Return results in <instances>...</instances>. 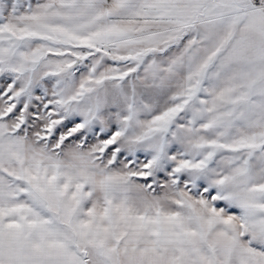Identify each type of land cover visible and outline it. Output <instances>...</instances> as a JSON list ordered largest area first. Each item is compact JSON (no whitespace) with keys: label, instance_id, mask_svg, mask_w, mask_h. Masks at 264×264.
<instances>
[{"label":"snow or ice","instance_id":"snow-or-ice-1","mask_svg":"<svg viewBox=\"0 0 264 264\" xmlns=\"http://www.w3.org/2000/svg\"><path fill=\"white\" fill-rule=\"evenodd\" d=\"M0 264H264V0H0Z\"/></svg>","mask_w":264,"mask_h":264}]
</instances>
